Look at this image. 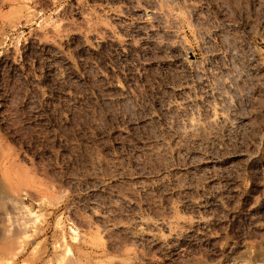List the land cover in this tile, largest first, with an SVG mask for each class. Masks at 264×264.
<instances>
[{
	"label": "rangeland",
	"instance_id": "374dc122",
	"mask_svg": "<svg viewBox=\"0 0 264 264\" xmlns=\"http://www.w3.org/2000/svg\"><path fill=\"white\" fill-rule=\"evenodd\" d=\"M0 264H264V0H0Z\"/></svg>",
	"mask_w": 264,
	"mask_h": 264
},
{
	"label": "bare ground",
	"instance_id": "6f19581e",
	"mask_svg": "<svg viewBox=\"0 0 264 264\" xmlns=\"http://www.w3.org/2000/svg\"><path fill=\"white\" fill-rule=\"evenodd\" d=\"M164 6H165V5H164ZM174 17H175V16H174ZM174 21H175V20H174ZM179 23H180V22H179ZM214 111H215V110H214ZM215 114H216V113H215ZM212 117H213V116H212ZM196 118H197V117H196ZM198 118H199V117H198ZM191 119H192V118H191ZM191 119H190V120H191ZM214 119H215V118H214ZM192 121H193V120H192ZM195 121H196V120H195ZM195 121H194V122H195ZM197 121H198V120H197ZM197 121H196V122H197ZM189 122L191 123V121H189ZM194 122H193V123H194ZM196 122H195V124H194L195 126H196ZM190 123H189V125H190ZM200 123H201V122L199 121L198 124L201 125ZM191 124H192V123H191ZM192 125H193V124H192ZM199 125H197V126H199ZM195 126H194V127H195ZM189 127H190V126H189ZM194 127H192V128H194ZM188 221H189V220H188ZM153 222H154V221H153ZM162 222H163V221H162ZM165 224H166V223H165ZM165 224H164V222H163V223H160V221H158V222L156 221V222L152 223L151 225H153L155 228H156V227L159 228V227H161V226H165ZM171 225H172V224H171ZM154 230H155V229H154ZM149 231H150V230H149Z\"/></svg>",
	"mask_w": 264,
	"mask_h": 264
}]
</instances>
